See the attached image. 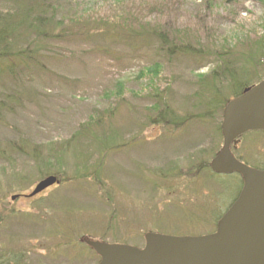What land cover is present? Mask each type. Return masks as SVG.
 <instances>
[{"label":"rangeland","instance_id":"1","mask_svg":"<svg viewBox=\"0 0 264 264\" xmlns=\"http://www.w3.org/2000/svg\"><path fill=\"white\" fill-rule=\"evenodd\" d=\"M42 1L46 15L125 27L29 41L43 67L0 76V264H99L90 243L214 233L239 188L224 189L211 162L235 85L264 80V0ZM143 26L189 51L165 55ZM230 152L264 170V131ZM48 176L59 184L26 197Z\"/></svg>","mask_w":264,"mask_h":264},{"label":"water","instance_id":"2","mask_svg":"<svg viewBox=\"0 0 264 264\" xmlns=\"http://www.w3.org/2000/svg\"><path fill=\"white\" fill-rule=\"evenodd\" d=\"M252 131H264V80L232 97L223 111L222 148L211 169L222 175L237 173L243 184L216 231L199 237L147 234L142 249L90 243L99 264H264V170L249 168L230 152L240 136ZM57 183L55 176H48L26 197Z\"/></svg>","mask_w":264,"mask_h":264},{"label":"trees","instance_id":"3","mask_svg":"<svg viewBox=\"0 0 264 264\" xmlns=\"http://www.w3.org/2000/svg\"><path fill=\"white\" fill-rule=\"evenodd\" d=\"M35 4H38L39 7L37 8V6H34ZM45 4L46 1L42 0L41 3H36L35 0L32 2L30 0H16L14 7L11 9L0 8V76H16L20 69L21 71L27 69L30 64L39 68L43 67L41 63H38L37 61L38 52L43 47H38L37 45H34V48L31 47V42L34 41L36 43L37 39L47 40L48 43L51 40L58 41L61 39L73 38L74 35L81 33V31L83 34L87 31H93L95 35L103 36L105 39L116 35V31L111 30L113 28L116 29V27L113 26L114 24H116L119 28L125 27V24L120 17L106 18L110 20L102 22V18L96 21L95 19H88L87 17L82 21L77 19L76 15L68 16L66 15L67 13L62 14L63 16L61 15L59 18L54 15H46V9L50 5L46 6ZM36 8L38 9V12L35 10ZM93 14L97 15L96 13ZM88 24L93 25V27L88 29ZM73 27H76L81 31L78 32L77 30H74ZM148 27L143 26L141 28L148 29V32L153 34L154 38L158 40L159 47L163 50L165 55H172L176 52V50H179V53H187L189 51L188 46H184L177 39V44L171 40V37H173L175 41V37L169 36V30L166 32L164 31L163 33L156 28L157 26ZM21 31H23L25 35L22 34ZM123 33L133 34V31L128 30ZM20 34L27 37L28 43H26V46L23 48H14L15 40L21 38ZM229 75L231 76L230 72ZM246 88L247 87L245 85H235V89L237 91L233 95H235V97L241 95L243 90ZM222 102L224 105L225 100ZM220 103L219 101L216 102L217 107ZM4 107L6 109V105L3 101H0V120L4 113ZM89 126H91V124L87 125L88 128ZM26 143H24V141H20L22 149H25ZM223 177H225L222 182L224 189L228 190V188L237 187L239 188L238 192H240L242 180L238 179L237 175L231 174L227 176H219V178Z\"/></svg>","mask_w":264,"mask_h":264},{"label":"flooded vegetation","instance_id":"4","mask_svg":"<svg viewBox=\"0 0 264 264\" xmlns=\"http://www.w3.org/2000/svg\"><path fill=\"white\" fill-rule=\"evenodd\" d=\"M237 198V197H236ZM236 200V199H235Z\"/></svg>","mask_w":264,"mask_h":264}]
</instances>
